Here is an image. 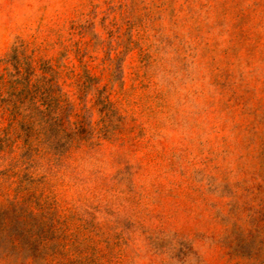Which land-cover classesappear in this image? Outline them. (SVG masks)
<instances>
[{
  "label": "rangeland",
  "instance_id": "rangeland-1",
  "mask_svg": "<svg viewBox=\"0 0 264 264\" xmlns=\"http://www.w3.org/2000/svg\"><path fill=\"white\" fill-rule=\"evenodd\" d=\"M0 264H264V0H0Z\"/></svg>",
  "mask_w": 264,
  "mask_h": 264
}]
</instances>
